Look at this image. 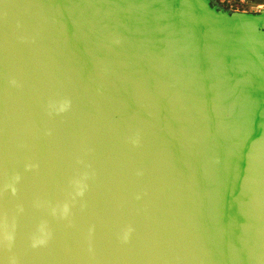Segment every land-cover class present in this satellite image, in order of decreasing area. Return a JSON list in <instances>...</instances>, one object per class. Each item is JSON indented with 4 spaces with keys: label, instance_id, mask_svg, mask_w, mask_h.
Wrapping results in <instances>:
<instances>
[{
    "label": "water",
    "instance_id": "95a60500",
    "mask_svg": "<svg viewBox=\"0 0 264 264\" xmlns=\"http://www.w3.org/2000/svg\"><path fill=\"white\" fill-rule=\"evenodd\" d=\"M0 264H264V17L0 0Z\"/></svg>",
    "mask_w": 264,
    "mask_h": 264
},
{
    "label": "built area",
    "instance_id": "2783aa9c",
    "mask_svg": "<svg viewBox=\"0 0 264 264\" xmlns=\"http://www.w3.org/2000/svg\"><path fill=\"white\" fill-rule=\"evenodd\" d=\"M218 5L225 7L228 13H243L241 7L246 6L250 0H214ZM241 11V12H239Z\"/></svg>",
    "mask_w": 264,
    "mask_h": 264
},
{
    "label": "crops",
    "instance_id": "0c3cea01",
    "mask_svg": "<svg viewBox=\"0 0 264 264\" xmlns=\"http://www.w3.org/2000/svg\"><path fill=\"white\" fill-rule=\"evenodd\" d=\"M218 6L221 9H223L225 12L227 11V10H225L224 6H222V5H218ZM259 6H260V4L256 3L254 0H250L246 6L241 7V11L242 12H246V11H248V12L254 11L255 12L259 8ZM241 11H239V12H241Z\"/></svg>",
    "mask_w": 264,
    "mask_h": 264
},
{
    "label": "rangeland",
    "instance_id": "374dc122",
    "mask_svg": "<svg viewBox=\"0 0 264 264\" xmlns=\"http://www.w3.org/2000/svg\"><path fill=\"white\" fill-rule=\"evenodd\" d=\"M256 3L260 4L259 8L254 12V11H251V12H243V13H246L248 15H251V16H263L264 17V0H254ZM262 13V14H261Z\"/></svg>",
    "mask_w": 264,
    "mask_h": 264
}]
</instances>
